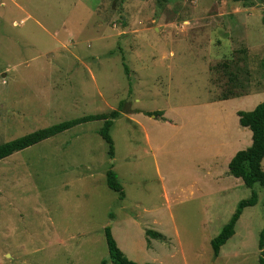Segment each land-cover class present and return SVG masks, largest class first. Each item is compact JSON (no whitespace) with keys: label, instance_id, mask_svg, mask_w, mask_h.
Listing matches in <instances>:
<instances>
[{"label":"rangeland","instance_id":"obj_1","mask_svg":"<svg viewBox=\"0 0 264 264\" xmlns=\"http://www.w3.org/2000/svg\"><path fill=\"white\" fill-rule=\"evenodd\" d=\"M252 1L0 0V145L125 104L114 158L94 121L0 161V264H113L106 228L137 264H260L264 189L228 167L252 144L237 109L264 101V0Z\"/></svg>","mask_w":264,"mask_h":264},{"label":"trees","instance_id":"obj_2","mask_svg":"<svg viewBox=\"0 0 264 264\" xmlns=\"http://www.w3.org/2000/svg\"><path fill=\"white\" fill-rule=\"evenodd\" d=\"M162 1V0H158ZM233 2H243L246 6H252V0H232ZM123 61L125 59L123 58ZM125 65L126 73L129 75V68ZM227 64L223 65V68ZM264 67V60L262 62ZM237 97V96H236ZM235 98V97H233ZM231 98H225L228 100ZM122 112H125V104H121L117 110H114L106 114L88 115L79 119H73L61 122L59 124L40 129L38 131L32 132L28 135L15 139L13 141L4 143L0 145V161L14 155L15 153L24 151L31 148L43 141L49 140L61 133L69 131L70 129L89 122L103 121V127L99 130V135L104 141L109 145V155L114 158V141L110 134L111 129L114 125V120L120 117ZM158 117H162L164 113L155 112ZM155 114H149L155 115ZM239 117V124L243 128H247L252 132V145L245 149L239 151L229 164V173L235 178L242 179L244 184L248 188H253L255 184H259L264 189V101L256 106L253 111L237 112ZM107 185L112 191L119 193L123 198L125 196L124 189L120 184L117 174L110 170L107 173ZM258 202V195L253 191L252 196L243 200L239 203V206L230 219V221L223 227L221 233L212 240V250L213 255L217 258L220 255L221 249L227 242L234 237L236 233V226L241 219L243 212L246 208L253 207ZM148 238H153L156 240H164L165 237L151 230L146 231ZM105 237L107 241L109 258L113 264H137L130 261L123 251L119 248L117 241L115 240L110 228H106ZM259 247L261 250L260 264H264V228L260 236ZM102 264H108L107 260H103Z\"/></svg>","mask_w":264,"mask_h":264},{"label":"crops","instance_id":"obj_3","mask_svg":"<svg viewBox=\"0 0 264 264\" xmlns=\"http://www.w3.org/2000/svg\"><path fill=\"white\" fill-rule=\"evenodd\" d=\"M174 57H176V55H173V56H170V59H172V58H174ZM238 98H243V97H235V98H231V99H228V100H224V101H230V100H236V99H238ZM224 101H216V102H212V103H208L210 106H213V104H216V103H218V102H224ZM256 108V107H255ZM254 110V109H253ZM239 111H242V110H240V109H237V111L236 112H239ZM239 118V117H238ZM252 145V144H251ZM250 145V146H251ZM250 146H248L247 148H249ZM246 148V149H247ZM245 150V149H244ZM239 151H241V150H239ZM238 151V152H239ZM238 152H236L231 158H230V160L228 161L229 163H228V167H229V164H230V162H231V160L234 158V156L238 153ZM217 156V155H216ZM215 156V157H216Z\"/></svg>","mask_w":264,"mask_h":264}]
</instances>
